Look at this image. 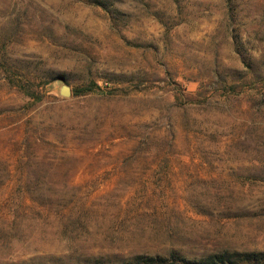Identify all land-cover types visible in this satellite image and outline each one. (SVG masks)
Segmentation results:
<instances>
[{"label": "rangeland", "instance_id": "rangeland-1", "mask_svg": "<svg viewBox=\"0 0 264 264\" xmlns=\"http://www.w3.org/2000/svg\"><path fill=\"white\" fill-rule=\"evenodd\" d=\"M91 1L0 0V264L264 249V0Z\"/></svg>", "mask_w": 264, "mask_h": 264}, {"label": "trees", "instance_id": "trees-1", "mask_svg": "<svg viewBox=\"0 0 264 264\" xmlns=\"http://www.w3.org/2000/svg\"><path fill=\"white\" fill-rule=\"evenodd\" d=\"M91 2L107 8L105 0H92ZM113 22V21H112ZM0 70L4 73L6 79L11 85L16 87L24 95L29 96L32 103L41 100L52 83V80L35 81L27 77V74L15 68L10 64L3 54L0 53ZM135 81V80H134ZM178 81V80H177ZM158 81L152 76L141 77L129 85H110L106 83L101 85L92 78L89 82L76 85L72 88L74 94H87L90 92H105L110 95H126L132 91L142 89H154L160 86ZM170 82H167L169 84ZM236 85H230L235 90ZM176 100L180 102L195 101V98L177 93ZM90 264H104L100 257H95ZM26 262H9L6 264H24ZM127 264H264V249H247L225 248L208 252L201 256H189L178 248L171 249L166 254H148L136 253L131 257Z\"/></svg>", "mask_w": 264, "mask_h": 264}, {"label": "water", "instance_id": "water-1", "mask_svg": "<svg viewBox=\"0 0 264 264\" xmlns=\"http://www.w3.org/2000/svg\"><path fill=\"white\" fill-rule=\"evenodd\" d=\"M61 91L64 94H70L72 92V89H71V87L69 85L64 84L63 87L61 88Z\"/></svg>", "mask_w": 264, "mask_h": 264}]
</instances>
